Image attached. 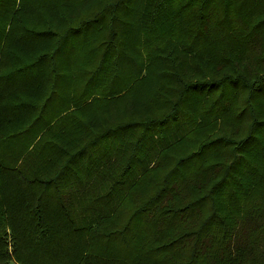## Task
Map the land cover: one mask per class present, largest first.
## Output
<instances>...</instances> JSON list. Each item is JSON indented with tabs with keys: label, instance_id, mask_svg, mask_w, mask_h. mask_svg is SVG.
<instances>
[{
	"label": "trees",
	"instance_id": "obj_1",
	"mask_svg": "<svg viewBox=\"0 0 264 264\" xmlns=\"http://www.w3.org/2000/svg\"><path fill=\"white\" fill-rule=\"evenodd\" d=\"M264 264V0H0V264Z\"/></svg>",
	"mask_w": 264,
	"mask_h": 264
},
{
	"label": "rangeland",
	"instance_id": "obj_2",
	"mask_svg": "<svg viewBox=\"0 0 264 264\" xmlns=\"http://www.w3.org/2000/svg\"><path fill=\"white\" fill-rule=\"evenodd\" d=\"M10 264H14V263H10Z\"/></svg>",
	"mask_w": 264,
	"mask_h": 264
}]
</instances>
